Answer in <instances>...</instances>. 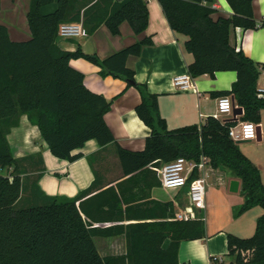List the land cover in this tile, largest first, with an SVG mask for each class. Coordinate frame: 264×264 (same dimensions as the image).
<instances>
[{"label":"trees","instance_id":"1","mask_svg":"<svg viewBox=\"0 0 264 264\" xmlns=\"http://www.w3.org/2000/svg\"><path fill=\"white\" fill-rule=\"evenodd\" d=\"M75 1L31 0L28 40H13L10 30L0 25V168L14 169L12 181L0 176V264H181L182 244L206 237L204 220H176L178 212L172 202L141 205L140 198L145 196L135 192L136 183H144L152 175L157 178L152 186L162 187L155 169L178 158L192 162L208 158L210 167L241 181L242 215L257 207L264 209L262 173L229 135L230 129L238 126L236 120L222 122L210 116L202 125L168 128L158 108V96L148 92L146 84H139L127 66L128 58L139 57L145 46L154 45L147 37L150 9L145 0H97L84 12L76 10ZM226 1L234 14L215 19V0H158L172 31L187 37L186 51L195 58L188 75L237 74L231 91L212 96H231L244 110L240 122L260 126L264 98L258 97L257 88L264 66L232 47L229 38L233 28L253 31L264 27V22L255 20V0ZM54 4H58L55 13L42 12ZM74 22L82 23L88 36L102 25L117 36L125 22L136 35L145 36L100 60L84 54L80 46L68 52L57 44L60 25ZM75 59L93 63L101 69V77L120 79L141 93L142 102L135 110L151 129L144 151L120 147L105 120L112 102L86 88L84 75L70 65ZM26 115L58 160L77 162L83 157L77 150L89 141H97L101 148L117 144L122 173L128 179L94 196L93 185L76 198L44 196L40 204L18 208L26 173L14 157L8 136ZM198 176L195 170L190 182ZM124 221L139 222L103 226ZM256 223L251 238L228 236V257L235 259L230 264H264V214ZM116 236H125L126 254L102 256L96 238Z\"/></svg>","mask_w":264,"mask_h":264},{"label":"crops","instance_id":"2","mask_svg":"<svg viewBox=\"0 0 264 264\" xmlns=\"http://www.w3.org/2000/svg\"><path fill=\"white\" fill-rule=\"evenodd\" d=\"M97 0H76V10H84ZM150 9V24L147 37H151L153 46H145L139 57H130L127 66L135 72L139 84H146L148 92L158 96V108L170 130L180 127L202 125L210 116L217 113V100L212 93L231 91L237 81V74L226 71L216 73L215 77L203 76L193 78L192 90L177 91L173 88L176 76L188 74L189 66L194 62L193 55L186 51L187 37L173 32L164 15L158 0H145ZM31 0H2L0 25L6 26L15 41L31 38L27 15ZM58 4L46 6L44 14H53ZM254 16L257 23L264 22V0H255ZM217 9L214 18L231 17L234 12L226 0H215ZM145 35L138 36L128 23L121 27V33L114 36L108 27L101 28L91 36L84 33L74 39L59 38L58 45L68 52H75L79 46L86 55H96L100 60L139 43ZM232 47L243 51L257 64L264 66V27L257 30L244 31L233 28L230 32ZM71 67L81 72L84 84L90 92L104 96L112 102L111 111L105 120L111 127L120 147L134 152L144 151L146 139L151 129L138 117L135 108L142 102L141 93L134 87L112 76L101 77V69L84 59H75ZM264 88V68L258 82V88ZM232 117H228L231 119ZM261 140L264 137V111L261 120ZM261 141V142H262ZM260 142V143H261ZM14 157L21 161L25 175L22 176L24 190L17 203L21 207L40 204L44 196L76 198L80 193L94 187L95 193L126 181L118 158L117 144L101 148L97 141H89L77 153L83 157L75 163L55 158L49 146L43 140L40 130L34 126L28 116H23L20 124L12 128L8 136ZM261 146V145H259ZM259 168L264 183V157L250 156L242 152ZM206 179V209L197 210V218L206 224V237L195 241L184 242L180 248L181 264H227L229 255L230 234L239 238H251L257 228V220L262 212L252 209L239 215L245 199L242 195L241 181L224 170H215L210 165L203 172ZM159 179V177H158ZM233 180L239 182V192L230 190ZM160 181V179H159ZM157 182L150 175L144 183L137 182L135 192L145 196L140 204L149 207L150 202H172L177 212L188 209V188L170 191L161 186H152ZM152 186L149 188V186ZM178 193L183 194L179 199ZM37 196H36V195ZM17 205V206H18ZM152 221V220H147ZM139 221L106 223L104 227L113 225L127 226ZM102 256L124 255L127 252L125 236L113 238H96ZM166 241L165 247H168Z\"/></svg>","mask_w":264,"mask_h":264},{"label":"built area","instance_id":"3","mask_svg":"<svg viewBox=\"0 0 264 264\" xmlns=\"http://www.w3.org/2000/svg\"><path fill=\"white\" fill-rule=\"evenodd\" d=\"M59 38L62 39H74L82 36L85 33V29L82 23H63L60 25ZM239 51V50H238ZM193 77L188 74L176 76L173 81V88L177 91L187 92L192 90ZM258 97L264 98V88L257 89ZM236 106L234 99L231 96L221 97L217 100V113L213 116L222 122L227 120H236L237 127L230 129V137L232 140L238 143L252 142L258 139L259 125L243 121L240 122V117H234V111ZM244 113V110H242ZM242 113V115H243ZM228 117H232L228 119ZM200 162H192L186 158H178V160L163 164L160 168H157L158 176L162 187L170 191H178L184 188H188L190 209L186 212H179L176 220H195L197 218V210H205L206 208V179L203 175L204 170L210 165V160L204 158ZM195 170L198 171V177L190 182L191 177ZM13 168L1 169L0 176L8 177L12 181L11 173Z\"/></svg>","mask_w":264,"mask_h":264},{"label":"rangeland","instance_id":"4","mask_svg":"<svg viewBox=\"0 0 264 264\" xmlns=\"http://www.w3.org/2000/svg\"><path fill=\"white\" fill-rule=\"evenodd\" d=\"M261 142V141H260ZM258 140L252 141V142H244V143H240L239 147L241 152H245L247 154H249L250 156H257V158H263L264 157V137H263V141L260 143ZM261 145V146H259ZM158 176V171L157 169L154 170ZM159 177V176H158ZM183 194L178 193L177 198L179 199L180 197H182ZM24 202H22V204H20L18 206V208H21V206L23 205ZM190 209V202H189V206L188 209L184 210L183 212H186ZM254 209H259V212H262V214L260 216H262L264 214V209L261 207H257ZM234 258H231V261H228L227 264H230L232 261H234Z\"/></svg>","mask_w":264,"mask_h":264},{"label":"water","instance_id":"5","mask_svg":"<svg viewBox=\"0 0 264 264\" xmlns=\"http://www.w3.org/2000/svg\"><path fill=\"white\" fill-rule=\"evenodd\" d=\"M242 109L240 108H236L235 111H234V117H237V116H242ZM259 142L262 141L261 140V127L258 128V139H257ZM239 182L236 181V180H233L230 184V190L234 193H237L239 192Z\"/></svg>","mask_w":264,"mask_h":264}]
</instances>
